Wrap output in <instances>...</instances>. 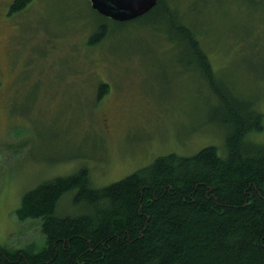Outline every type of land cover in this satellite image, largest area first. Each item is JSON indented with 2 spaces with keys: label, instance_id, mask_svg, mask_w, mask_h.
Listing matches in <instances>:
<instances>
[{
  "label": "rangeland",
  "instance_id": "obj_1",
  "mask_svg": "<svg viewBox=\"0 0 264 264\" xmlns=\"http://www.w3.org/2000/svg\"><path fill=\"white\" fill-rule=\"evenodd\" d=\"M12 1L0 0L1 246L43 247L39 219L14 214L40 183L86 168L101 188L169 153L223 152L213 89L261 114L262 129L246 139L264 146V0H166L209 77L165 17L114 21L88 0H32L9 14ZM101 23L107 34L89 45ZM71 200L62 197L59 215L76 214Z\"/></svg>",
  "mask_w": 264,
  "mask_h": 264
},
{
  "label": "trees",
  "instance_id": "obj_2",
  "mask_svg": "<svg viewBox=\"0 0 264 264\" xmlns=\"http://www.w3.org/2000/svg\"><path fill=\"white\" fill-rule=\"evenodd\" d=\"M31 1L13 0L9 14ZM170 13L166 0H158L137 18L165 17L209 77L197 41ZM107 31L97 25L88 44ZM107 90L101 84L98 98ZM213 92L223 111V152L206 146L191 156L169 153L101 188L90 185L86 168L40 183L22 195L14 214L20 222L39 219L44 245L38 251L33 244L0 245V264H264V146L246 139L262 129V116ZM67 193L79 210L59 215Z\"/></svg>",
  "mask_w": 264,
  "mask_h": 264
},
{
  "label": "water",
  "instance_id": "obj_3",
  "mask_svg": "<svg viewBox=\"0 0 264 264\" xmlns=\"http://www.w3.org/2000/svg\"><path fill=\"white\" fill-rule=\"evenodd\" d=\"M98 14L114 21L133 20L150 11L158 0H88Z\"/></svg>",
  "mask_w": 264,
  "mask_h": 264
}]
</instances>
